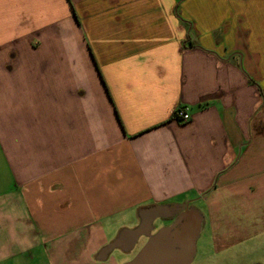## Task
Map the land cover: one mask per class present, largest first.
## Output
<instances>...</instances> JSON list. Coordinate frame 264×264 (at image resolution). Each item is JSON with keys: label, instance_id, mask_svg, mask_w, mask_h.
<instances>
[{"label": "crops", "instance_id": "1", "mask_svg": "<svg viewBox=\"0 0 264 264\" xmlns=\"http://www.w3.org/2000/svg\"><path fill=\"white\" fill-rule=\"evenodd\" d=\"M185 203L264 237V0H0V264H107Z\"/></svg>", "mask_w": 264, "mask_h": 264}, {"label": "water", "instance_id": "2", "mask_svg": "<svg viewBox=\"0 0 264 264\" xmlns=\"http://www.w3.org/2000/svg\"><path fill=\"white\" fill-rule=\"evenodd\" d=\"M146 219L136 230H130L136 242L143 235V223L150 231L146 234L147 241L136 256L123 264H192L200 237L204 216L190 203L167 206L152 205L142 210ZM159 217H174V220L151 233L152 223ZM144 228V229H145ZM129 230L111 242L104 251L106 253L117 247L121 238Z\"/></svg>", "mask_w": 264, "mask_h": 264}, {"label": "rangeland", "instance_id": "3", "mask_svg": "<svg viewBox=\"0 0 264 264\" xmlns=\"http://www.w3.org/2000/svg\"><path fill=\"white\" fill-rule=\"evenodd\" d=\"M239 4L244 5L245 3L241 2ZM137 218H142L141 213L118 214V217L114 220L117 224L113 229L118 227L119 230H117V234L124 230H134L139 226L135 221ZM170 223L171 221H163L160 223V227ZM159 228H157L155 232ZM263 238L264 237H261L255 241H253V239L248 240L225 251H217L212 248L210 232L208 228H205L197 242V251L192 264H264V241H261ZM110 243L111 241L105 246ZM142 243H139L133 250L129 251H122L118 248L111 250L108 254H112V258L107 261V264H123L133 259L142 248Z\"/></svg>", "mask_w": 264, "mask_h": 264}, {"label": "flooded vegetation", "instance_id": "4", "mask_svg": "<svg viewBox=\"0 0 264 264\" xmlns=\"http://www.w3.org/2000/svg\"><path fill=\"white\" fill-rule=\"evenodd\" d=\"M143 209H145V208H143ZM141 215H142V218H141V224H142V222H144V220L146 219V215L143 214V213H142ZM173 220H174V217H159V218H156V219L153 221V223H152L153 227H152V229H151V233H154L155 230L161 226V225H160L161 222H163V221H171V222H172ZM139 225H140V224H139ZM141 228L143 229V232H144V234H143L142 236L147 238L146 234L150 231V228H149V227H146V228H145L144 223H143V225H142ZM144 228H145V229H144ZM108 245H109V244H108ZM108 245H107V246H108ZM107 246H105V247H107ZM104 249H105V248H104Z\"/></svg>", "mask_w": 264, "mask_h": 264}, {"label": "built area", "instance_id": "5", "mask_svg": "<svg viewBox=\"0 0 264 264\" xmlns=\"http://www.w3.org/2000/svg\"><path fill=\"white\" fill-rule=\"evenodd\" d=\"M175 118L181 122L186 123L191 120V113L187 107H179L175 112Z\"/></svg>", "mask_w": 264, "mask_h": 264}]
</instances>
